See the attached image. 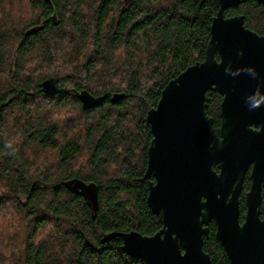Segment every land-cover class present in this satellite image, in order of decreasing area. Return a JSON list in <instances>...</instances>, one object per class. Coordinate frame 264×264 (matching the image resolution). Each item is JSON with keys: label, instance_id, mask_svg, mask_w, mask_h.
Wrapping results in <instances>:
<instances>
[{"label": "trees", "instance_id": "1", "mask_svg": "<svg viewBox=\"0 0 264 264\" xmlns=\"http://www.w3.org/2000/svg\"><path fill=\"white\" fill-rule=\"evenodd\" d=\"M217 12L213 0H0V264H145L123 252L121 237L105 238L163 227L143 180L153 138L147 114L171 80L205 60ZM225 15H243L264 36L255 0ZM84 90L104 104L84 109ZM114 94L125 97L113 103ZM207 97L215 138L222 97ZM65 109L77 114L59 119ZM73 178L99 187L95 219L65 187ZM250 186L249 172L241 221ZM260 211L264 219V184ZM209 230L213 264H231L214 223Z\"/></svg>", "mask_w": 264, "mask_h": 264}, {"label": "water", "instance_id": "2", "mask_svg": "<svg viewBox=\"0 0 264 264\" xmlns=\"http://www.w3.org/2000/svg\"><path fill=\"white\" fill-rule=\"evenodd\" d=\"M213 1L218 12L205 60L171 80L147 114L153 138L143 180L149 185L147 204L163 227L152 236L132 230L105 238L121 237L123 252L145 264H213L204 249L211 223L231 264H264V36L247 28L243 15H225L249 0ZM255 1L264 6V0ZM42 87L50 95L56 90L53 80ZM212 91L223 97L215 138L214 119L206 112ZM124 97L114 94L111 101ZM79 98L86 110L105 101L87 90ZM249 172L241 221L240 197ZM65 187L85 198L95 219L97 184L73 178Z\"/></svg>", "mask_w": 264, "mask_h": 264}, {"label": "rangeland", "instance_id": "3", "mask_svg": "<svg viewBox=\"0 0 264 264\" xmlns=\"http://www.w3.org/2000/svg\"><path fill=\"white\" fill-rule=\"evenodd\" d=\"M61 113H64V118H66V117H72V116H75L77 113H76V111H74V110H71V109H65V110H61L60 112H59V115H58V118L60 119L61 118ZM91 239V238H90Z\"/></svg>", "mask_w": 264, "mask_h": 264}, {"label": "flooded vegetation", "instance_id": "4", "mask_svg": "<svg viewBox=\"0 0 264 264\" xmlns=\"http://www.w3.org/2000/svg\"><path fill=\"white\" fill-rule=\"evenodd\" d=\"M219 94V93H218ZM220 95V94H219ZM221 96V95H220ZM222 97V96H221ZM222 99H223V97H222ZM221 102H222V100H221ZM221 105V104H220ZM221 118V117H220ZM253 128H255V129H258L259 128V126L258 125H255V126H253ZM220 129H221V125H220ZM219 135H220V133H219ZM218 137V136H217ZM243 193V192H242ZM246 195V194H245ZM241 198V197H240ZM212 224V223H211Z\"/></svg>", "mask_w": 264, "mask_h": 264}, {"label": "clouds", "instance_id": "5", "mask_svg": "<svg viewBox=\"0 0 264 264\" xmlns=\"http://www.w3.org/2000/svg\"><path fill=\"white\" fill-rule=\"evenodd\" d=\"M258 106V105H257Z\"/></svg>", "mask_w": 264, "mask_h": 264}]
</instances>
